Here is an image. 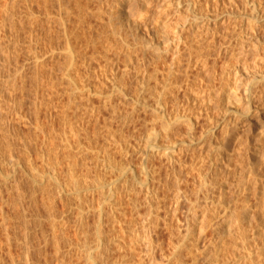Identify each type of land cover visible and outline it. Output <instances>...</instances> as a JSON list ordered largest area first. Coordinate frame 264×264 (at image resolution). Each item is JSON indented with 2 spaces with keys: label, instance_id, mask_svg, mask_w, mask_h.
<instances>
[{
  "label": "bare ground",
  "instance_id": "obj_1",
  "mask_svg": "<svg viewBox=\"0 0 264 264\" xmlns=\"http://www.w3.org/2000/svg\"><path fill=\"white\" fill-rule=\"evenodd\" d=\"M8 1L6 0L1 7L2 12L0 14H3L1 17H4H2L3 21L1 20L0 27L3 29L10 28L15 22L14 15L18 14L20 26L18 27L19 23L15 22L17 25L12 26L15 29L11 30L12 27L10 28L14 32L11 33V36L19 39V36L22 35L21 32L24 35L26 32L28 33L26 35L28 41L20 40L28 42L27 46L24 43L26 46L24 49H26L25 53H27L26 56L29 60H25H28L27 62L32 67L36 80L42 74L41 72L44 73L42 70L46 64V62L44 64L46 53H52L51 50H54L53 47L58 42L55 43L54 39H57L58 36L64 38L67 53L66 66L64 67V77L67 79L65 91L69 97L67 109L74 112L80 109L84 116L102 117V126L110 133L123 131L124 128L131 127L132 129L136 121L135 116L136 118L140 117L141 112L151 113L155 118L149 127L151 133L149 132V135L147 133V138L144 137L145 139L142 140L144 147L139 152L142 162L139 165L140 172L149 173L152 178L147 181L142 178L143 181L140 178L141 174L132 172L133 177L129 183L131 190L128 189V191L135 192L134 195L131 193L132 197L130 196L134 210L135 207L139 206L138 197L143 194L141 192H144L148 200L150 198L159 200L157 190L159 186L157 185H165L166 187L168 178L171 177H166L165 180L159 178L160 174L157 172L161 168L158 167L157 169L156 166L148 168L150 160L153 161L152 159L155 158L160 159L161 162L163 160L175 176L173 195L170 196L172 197L171 202L167 204L166 199L162 203L157 201L156 214L148 222L147 228H145L147 232L141 234L137 231L138 221L137 223L134 222L136 217L133 220L131 218V226L124 227V224L129 222H125L126 218L124 220V216L127 214L124 210L126 202L123 201L128 200V198L125 200L122 193H118L119 188L114 185L113 181H100L99 185L102 186V190L96 195L91 188L93 186H89L84 191L79 189L78 179L75 178L74 174H76L79 165H87V163L93 162L94 158H91V153L80 148H74L68 138L63 145L54 146L51 159V186L55 192H52V195L49 194L52 198L49 205H51L52 243L56 264H70L67 257L71 250L66 252L64 248L67 244L72 243L65 230L73 214H76L78 231H81L83 235V241L80 245L84 264L87 262L90 264L89 260L91 259L95 262L96 257L94 255L96 253L101 257L103 264H186L183 259V252H187V255L191 256L192 264H222L228 259L224 246L229 237L245 243L244 250L241 252L243 264H264V247L259 246L258 248L256 245L255 247L259 249L256 252L250 245H246L247 235L258 233L264 225L258 224L259 222L256 224L254 221L257 219H255L257 216L255 211L262 209L264 204V180L261 183L259 179L262 176L264 178L261 168L264 167V130L258 131V126L264 118V74H249L246 58L240 57L242 52L244 53L251 47L255 52L253 62L260 58L259 51L264 46H262L263 41L257 34L256 28L261 22H264V0H243V9L237 4L239 0H132V3L131 0H98L97 13L99 18L106 17L108 19L114 33L118 34L117 37L127 41V36L131 37L132 35L135 44L141 48L142 56L133 67H131V49L128 50L126 62L122 67L119 66L116 52L117 44L104 31L99 34L98 41L92 35L85 39L84 35L85 45L82 44L81 34L84 31L86 16L94 14V10L87 8L86 3H84L87 0H83V2L82 0H17V2L12 0L13 2L9 1L10 3ZM156 4H158L159 12H166L164 8L172 5L173 9L170 12L179 14V20H187L188 17L191 19L187 28L188 32H191L190 40H186L187 38L183 35L185 32L187 34V31L184 30L186 26H179V22L172 21V18L167 16L161 27H156L152 31L142 29L144 16L150 6H156ZM131 5L136 6L132 13ZM14 7L15 9L16 7L19 8L18 12L16 11L17 14H14ZM183 7H185L184 11L186 12L180 11ZM182 13L186 17L180 15ZM43 23L48 26L49 30L45 32L47 28H44L45 33L43 32V34L45 36L42 35L41 39L38 30L43 26L41 25ZM6 31L4 32L8 35ZM121 31L126 36L122 34L123 32L120 33ZM231 37L232 39H230ZM9 38L11 39L10 34ZM93 39L99 44L100 50L93 49L92 53L86 54L87 48L95 43ZM219 39L222 42L225 40L226 48L223 46L225 49L232 45V48L235 46L238 49L239 54L237 53L235 58L236 64L232 63V66L236 65L238 71L243 66L247 75L242 84L236 82V76L233 82H227L229 80V75H227L228 79L224 80V85L221 84L220 91L214 89L215 71H210V68L209 71L207 69L210 63L208 60L210 50L216 46ZM233 39H235L236 44L232 43L231 40ZM44 40L48 47L52 48L49 50L51 52L44 51L45 48L48 49L47 45H44ZM90 42L93 43L90 44ZM222 42H219L221 46ZM129 46L131 43H128L127 47ZM24 49L20 51L23 52ZM221 50V48L218 49L217 55ZM183 61L184 63H182ZM27 62L26 64H28ZM26 64L23 62L18 68L17 76L19 75L20 79L27 75V72L26 75L24 74L27 71L25 70ZM149 64L153 70L149 78L159 74L165 75L167 81L164 90L155 96L154 103H149L144 97L138 98L129 94L128 85L132 71L139 75L143 71L138 83L141 87L148 86L149 78L144 73ZM237 73L235 72V74ZM79 77L83 87L79 85ZM23 81L21 80V82ZM11 85L13 86L14 83ZM241 86H243V93L239 94L237 87L240 88ZM146 89L148 90L149 86ZM214 90L216 93L213 92ZM181 94L185 98V104H182L184 109L181 107L183 110L179 106L181 105ZM91 96L97 97L98 105L90 103ZM215 98L218 99V102L213 106L212 102ZM169 106L171 107L170 110L168 109ZM204 111L208 116V125L202 128L201 134L211 144L208 150L212 151L216 159V162L213 163L214 173H212L214 175L213 184L218 186L211 196L206 198L204 196L205 204L201 212H196L195 209L198 206L197 202H201L197 197L198 191H196L197 194H194L197 199L191 207L192 212L190 210L186 216L187 221L182 222L178 216L180 204L184 200L190 202L192 200L187 191L181 189L182 177L178 174L180 171L175 166L176 164L184 165V162L179 158L182 152L179 146L188 141L185 140V133L186 136L190 137V142L194 141L192 137L195 135L199 124L198 117ZM214 111L221 114L219 120H214ZM65 115L67 116V114ZM156 120L159 121L160 125L157 124ZM178 125L186 131L183 134L181 130L183 135H179L181 134V132L178 133L180 130L176 132ZM218 128H221L220 135L216 131ZM175 132L178 134L173 137ZM169 144L172 147L169 148ZM199 158L196 169H199L201 176L203 174L201 171L204 170L201 168L205 162H203V158L205 157L199 156ZM61 165L64 166L60 167ZM59 168L69 171L64 180L59 177L61 172ZM154 173L159 174L158 179L156 174V178L154 177ZM222 175L225 177L223 183L219 181V176ZM68 179L73 180L72 192L74 193L69 192ZM198 180L200 184L197 183L196 185L202 191L205 189L202 187L206 183H204L203 177ZM200 180L203 182L201 183ZM128 182V180L124 181L125 184ZM171 188L167 187L168 190ZM161 190L164 191L163 188ZM225 190H230L237 203V205L234 203L233 208L229 206L231 200L227 199ZM167 197L169 198V196ZM72 199L76 200L75 204H72ZM57 201H62L65 206L63 207L64 210L61 209L63 212H59L60 214L58 211L61 210L58 209L57 211L56 207ZM135 212L138 213L137 210ZM196 220L200 221L198 225H196ZM173 224L178 231L176 235L172 231ZM160 226H163V229L167 230L170 235L168 248L164 247L163 242L160 243L154 237ZM208 229L212 233L210 239L207 235ZM90 237H94L95 240L91 242ZM254 241L257 244L258 241L256 239ZM259 241H264V237L261 236ZM114 251L119 254L115 261H113L115 258L113 260L109 258ZM158 253L160 259L157 258ZM201 257L204 258V262L200 261ZM108 259L113 262L110 263Z\"/></svg>",
  "mask_w": 264,
  "mask_h": 264
},
{
  "label": "rangeland",
  "instance_id": "obj_2",
  "mask_svg": "<svg viewBox=\"0 0 264 264\" xmlns=\"http://www.w3.org/2000/svg\"><path fill=\"white\" fill-rule=\"evenodd\" d=\"M5 1L6 0H0V12H2L1 7L4 5ZM13 1L17 2V0H13ZM87 2L84 3H86L87 8H90V10H94L93 11L94 14L91 16H86L84 31L82 30L83 28L81 29V31H83L84 34L82 33L83 34L82 35L79 32V34H81L82 36L81 38L82 41L87 39L86 38L87 36H91V35L94 39H96V41H98L97 38H100L99 34L102 31H104L105 34L109 35L113 39V41L117 44L116 52H117L119 66L122 67L123 64L126 62L127 53L128 50L130 49H131V67L135 66V64L138 62V59L141 58L142 52H141V48L135 44V40L133 36L132 35L131 37L127 36V41L123 40V38L121 39L120 37H117L118 34L114 33L113 27L109 24L108 19L106 17L99 18V15L97 13V8L99 7L98 0H89L88 5ZM132 2L133 1L131 0V3ZM243 3H244L243 0H239L237 2L238 6L241 9H243ZM157 6L158 4H156V6L155 5L150 6L149 10L147 11V14L143 18L142 29H144L145 31H152L154 30V28L156 29V27H161L163 25L162 23L163 20H165L167 16L169 18H172V21L179 22L178 24L179 26L181 25L186 26L184 30L187 31V34L185 32L183 35L185 38H187L186 40H190L191 32L190 31L188 32L187 28L189 27L191 19L188 17L187 20H182V19L179 20L178 19L179 14H174L170 12L173 9L172 5L164 8L166 9V12H159ZM135 7L136 6L133 7V5H131V13L132 10H134L133 8ZM18 9L19 8L16 7L14 14L15 13L17 14ZM184 9L185 7H183V9H181L180 11L186 12L184 11ZM1 15L3 14H0V17ZM43 15L44 14H42V17H44ZM180 15L186 17V15H184L183 13ZM2 17L0 18V22L3 21ZM18 19H19L18 14L16 16L14 15V21L17 24L19 23ZM43 19L45 20V18ZM15 22L13 23L12 26H14ZM41 25L43 26L40 27L38 30V34L39 35L41 34L40 37L42 35L45 36L43 32L48 27L47 25L45 26L44 23ZM17 26L19 27L20 23ZM10 28L7 29L2 28V31H0V91H1L0 92V264H56L54 260L55 250L52 243V225H51V213H50L51 205H49L51 204L49 202H51L52 199L49 194L51 193L52 195V192H55V190H53L51 186L52 183L51 159H52L53 147L63 145L67 141V138L70 139V142L72 143V146L74 148L76 149L80 148L83 151L90 152L91 158L92 159L94 158L93 162H89L87 163V165L86 164L79 165L76 170L77 171L76 174H74L75 178L78 179L79 189L84 191L89 186H93L91 188L94 190V193L96 195L100 193L102 190V186L99 185L100 181L101 182L113 181L114 185H116L119 188L118 193L119 194L122 193L124 199L128 198V200L125 199L126 201H123L124 203L126 202L124 204L125 208L127 207L125 209L123 206L125 210V214H127V216L126 215L124 216V220L126 218L125 222L126 221L129 222V223H125L126 225L124 224V227L131 226V218L133 220V218L136 217L134 218V222L137 223L138 221L137 231L140 232L141 234L147 232L145 231V228H147L148 222L153 218L154 214H156L157 201H159V203H162L166 199L165 202L166 203L168 202L167 204L171 202L172 197L170 196L173 195L172 193L174 188L173 185L175 182L174 180L175 176L173 172H171L172 170L169 169V166H167L163 160L162 162L160 159L159 161L157 158L152 159L153 161L150 160L148 164L149 165L148 168H153V166H156L157 169L158 167L161 168L158 169L159 172H157L160 174L161 177L159 176V174L154 173L155 178L157 176L158 179L159 176V178L165 180L166 177L169 176L171 177L168 178L166 187L165 185H157L161 187V189L162 188L164 189V191H162L161 189H159V187H157L159 200L157 199L154 200L153 198H150L148 200L146 199L147 196L144 194V192H141L143 194L139 195L140 196L138 197L139 202L137 201L139 206L135 207L134 210V207L133 205H131L130 201L132 197L131 193H133L134 195L135 192L130 191L131 185L129 183L131 182V177H133L134 172L135 174L138 175L141 174L140 175L141 180H143L142 178H144L147 181L149 179L151 180L152 178V175L150 177L149 173L140 172L139 165H141L142 162L139 156L140 154L139 152L144 147L143 145L144 141L142 140L145 139L144 137L147 138L146 136L147 133L148 135L149 132L151 133L149 127L151 122L155 118H153L151 113L145 114L141 112L140 117L136 118L135 116L136 121L137 120L138 121L137 122L135 121V125L132 126V129L131 127L128 129L124 128L123 131L120 132L115 131L116 133L113 131L110 133L106 131L102 126L103 124L102 117L84 116L81 114L80 109L76 110V112L72 111L71 109H67L69 97L65 91L67 85V79H65L64 77V67L66 66L65 64H66L67 53L65 49L66 43L64 38L58 36L56 37L57 39H54L55 43L56 41H58L56 44L54 43L55 44L54 45L55 48L53 47L54 50H51L52 48L50 49L48 47V44L44 40V42L46 43V44L44 43V45L45 46L47 45L46 47H48V49L45 48V50L44 49L43 50L45 52L47 50L48 52L51 51L53 52L46 53L45 55L44 64L45 62L46 64L43 66L44 69L42 70L44 71V73L41 72L42 74L38 77V80L40 79L39 81H41V79L43 78L44 79L43 81L39 82L38 80H36L37 78L34 77L32 67L27 62L29 59L26 56L27 53H25L26 49H24L26 48L28 43L25 42L27 40L26 38H28L26 36L28 35V33L26 32L25 33L26 35H24V33L21 32L22 34L21 36L23 35L24 36L23 37L19 36V39H15L14 37L11 36L12 35L11 33H14L11 30L13 28L15 29V27H12L11 30ZM5 30H7L6 32L8 33V35H6V33L4 32ZM48 30L49 28H47L45 32ZM122 32L123 31H121L120 33ZM256 32L262 39L263 41L262 46H264V22H261L257 26ZM9 34L11 39L9 38ZM122 34L125 35L124 32ZM84 35H85V39H84ZM20 39L25 41L22 42ZM94 39L93 42L95 41ZM230 39H232V37ZM233 40L231 41L234 44L235 39ZM96 41L95 43L93 42L92 43L95 45L97 44ZM224 41L225 40H223L222 42V40L219 39L215 46L216 48L214 47L210 50V54H209L210 58L208 59L210 63L209 66H207L208 71L209 68L210 71L211 70L215 71L214 78L216 79H214L215 82H213L214 89L219 91L222 88L221 84L224 85L225 84L224 80L225 79L227 80L228 77L229 80H227V82L228 81L229 83H231V81L233 82L234 77L236 76L237 78L236 82L242 84V82H245L247 76L243 66L240 67L241 69L240 71L236 69V65L232 66V63L236 64L235 58L236 55L239 54L238 49L235 46L234 48H232L233 45L230 48L225 49L226 44H224L225 43ZM219 42H222V46L220 45L221 43L219 44ZM24 43L26 46L24 45ZM92 43L90 42V44ZM128 43H131V46L127 47ZM82 44L85 45V41H83ZM94 45H90V47L87 48L86 52L85 51L84 52L86 54H90L92 53L93 49L98 50L100 48L99 44L95 46L96 48L94 47ZM217 45L220 46L218 47ZM21 48L24 49L23 52L20 51L22 50ZM219 48L222 49L221 50L222 53L220 52L221 54L219 53L218 56L217 53ZM254 53H255L254 50L250 47L244 53L243 52L242 54L240 53L241 54L240 57L246 58V62L248 63L247 70L249 74L252 73L264 74V47L261 48V50L259 51L260 58L257 59L255 62H253L252 60ZM147 54L151 56L149 52H147ZM214 56L216 59L214 58ZM23 62L25 64L26 62L28 63L26 64L27 67L25 69L27 71L24 72V74L27 72L26 73L27 75L25 74L26 76L23 79H20L19 75L17 76V72L19 71L18 68H20V64L22 65ZM182 63H184V61ZM230 64L232 67L230 66ZM151 69L152 66L149 64V66H147L144 73L145 75L146 74L148 75V78L150 73L152 74L153 70ZM132 72H131L132 76L128 85L129 94L133 97H138V98L144 97V99L147 100L149 103H154L155 96L159 92L163 91L167 84V81L165 80L166 78L165 75L158 74L156 77L154 76L149 78L147 81L149 89L147 90L146 88L148 86L141 87V85H139L138 83V79H141L139 77H142L143 71L140 72V75L138 73L134 74V72L133 73ZM193 72H195V70H193ZM235 72L238 73L235 74ZM136 75L139 76L136 77ZM227 75L229 76L227 77ZM21 80L22 81L24 80L23 81L24 83L21 82ZM11 83L12 84L14 83V85L12 86ZM79 85L80 87L84 86L83 84H81V78L79 79ZM242 87L243 86H241L240 88L237 87L238 92H240L239 94L243 93ZM215 90L213 91L214 93H216ZM180 98H181L180 99L181 105L179 106L180 109H182L184 107L182 104H185L184 101L185 98L183 94L180 95ZM90 100H91L90 103L98 105V99L96 96H91ZM217 100L218 99L215 98L214 102H212V105L213 104L216 105L218 102ZM168 109L170 110L171 107L169 106ZM65 114H67V116ZM213 116H214V120L215 119L219 120L221 114H219L218 112L215 113L214 111ZM207 120H208V116L204 111L198 117L199 124L194 133L195 135H193L192 137L194 141L191 142H190V137L186 136L185 133L186 131L183 129V127L179 125H178L179 127L177 126L176 132L180 130L178 132L180 133L182 130L183 134L185 133L184 134L185 140L187 139L189 141V142L187 141L184 144H180L179 146V149H181L182 152L179 155L180 157L179 156L178 157L181 159V161L184 162V165L180 166L176 164L175 166L178 169V171H180L178 174L182 177L180 183L182 186L181 189L187 191V193L190 195L192 200V202L184 200L180 204L178 216L182 222H185V220L187 221L186 216L188 215L190 210L192 212L191 207L193 205V202H195L197 199L195 195L197 194L196 191H198L197 197H199V200L201 202L199 201L197 202L198 206L195 209L196 212L197 211L201 212V210L203 209V205L205 204L203 199H205L207 196H211L213 194L212 192L216 189V186H218L217 184H213L214 181L213 163L216 162V159L212 151L208 150L211 144L207 139H204L201 134V131L203 130L202 128L208 125ZM263 120L258 126V131L264 130ZM157 122H158L157 124L160 125L159 121ZM114 125L115 124H113V126ZM114 127H116V125ZM114 127L112 128L113 130L115 129ZM216 131L218 135H220L221 128H218ZM176 132L173 137L177 136L178 133ZM182 132L179 135H183ZM174 142L176 143V141ZM170 144L172 145V143ZM171 145L169 146V148L173 146ZM164 147H168V146H164ZM199 156L205 157L203 158V162L204 161L205 162L201 168L204 170L202 171L200 170L203 173L202 174L203 176L202 175L201 176L203 177L204 183H206L204 184V186L205 185L206 186L202 187V189L205 188L202 191L196 185L197 183L200 184L198 179L199 178L202 179V177L200 176V172L198 171L199 169H196V167L198 168L197 160L199 161L200 159ZM62 166L64 165H61L60 167ZM131 166L134 169H132ZM261 168L264 174V170H263L264 167ZM59 169L61 171L59 177L61 178V180H64L67 177L66 174L69 173V171H65L62 168ZM259 179L261 180V183L264 180L263 176L260 177ZM125 180L129 181L128 184L124 183ZM224 180L225 177L223 175L219 176L220 182L223 183ZM72 182H73L72 179H68V187H70V191H69L70 193H74L72 192V189L74 188V184ZM200 182L202 183L203 181L200 180ZM169 183L170 185H168ZM167 187L171 189L168 190ZM128 189L130 190L128 191ZM225 191H226L227 199L231 201L233 200L232 202L228 200L230 202L229 203L230 208H233L235 206L234 203H236L234 197L231 195L230 190H225ZM167 196H169V198ZM71 201L72 204L76 203V200L74 199H72ZM57 202H58L56 205L57 211L58 209L61 210L63 209V207H65L62 201H57ZM136 210L138 211V213L135 212ZM263 210H264V204L262 209L260 208L257 211H255L256 212L255 215L257 216L255 215L254 216L255 219L256 218L257 219L254 221L256 224L258 222H259L258 224H264ZM59 212L61 213L63 211L61 210L58 211V213ZM136 213L137 214L140 213V214L137 215ZM160 214H162L161 211ZM75 215L76 214H73L70 217V222L67 224L65 230L67 233V237L71 239L72 244L70 245L67 244L64 249L66 250V252L67 251L69 252L71 250L67 257V260H69L70 264H84L85 262L82 253V247L80 245L81 241H83V235L81 231L80 232L78 231ZM140 216L141 218L143 216V218L141 219ZM199 222L198 220H196V225H198ZM172 231L173 234L175 235L178 232L174 224L172 225ZM157 232L158 233L154 235L155 239L160 243L163 242L162 245L168 248L169 247L168 238L170 236L168 231L164 230L163 226H160ZM118 233L120 232L118 231ZM207 235H208V239H210L212 235L210 229L207 230ZM247 236L248 238L246 245H250L253 251L257 252L259 250L258 249L259 246L264 247V241H259L261 239V236L264 237V225L262 226L261 230L258 231V233L254 235L249 233ZM255 239L256 241H258L257 244H255L254 241ZM89 240L92 242L95 239L94 237H90ZM244 245L245 243L243 241H239V240L237 241L234 240L233 237H229L227 244L224 246L226 248L227 258H228L224 263L243 264L242 262L243 256L241 252H243L242 250H244L243 248ZM255 246L258 248H256ZM113 253H115V251ZM113 253H111L112 256L110 255L109 258L110 260H113L115 258L113 260L115 261L116 256H119V254L117 253L113 254ZM159 255L160 254L158 253L157 258L160 259L161 257ZM182 255L186 264H192L193 259L191 258V256L187 255V252H183ZM94 256L96 257V261L93 262V260L91 259L89 260L90 264H103L101 257L97 253ZM203 260L204 258L201 257L200 261L204 262L205 260L204 261ZM113 261H110V263H112ZM224 263L222 262V264ZM87 264L89 263L87 262Z\"/></svg>",
  "mask_w": 264,
  "mask_h": 264
}]
</instances>
